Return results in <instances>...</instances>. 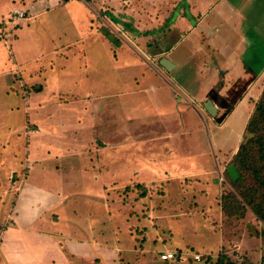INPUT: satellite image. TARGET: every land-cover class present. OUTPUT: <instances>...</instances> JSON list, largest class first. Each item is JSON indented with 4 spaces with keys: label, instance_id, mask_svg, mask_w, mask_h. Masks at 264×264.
<instances>
[{
    "label": "crops",
    "instance_id": "0c3cea01",
    "mask_svg": "<svg viewBox=\"0 0 264 264\" xmlns=\"http://www.w3.org/2000/svg\"><path fill=\"white\" fill-rule=\"evenodd\" d=\"M17 1H20L18 7L15 6L14 0H0L9 7V9L4 7L0 16L2 12L6 14L7 10L12 13L27 9L30 10V19H36L42 15L67 10L74 22L80 20L83 23L78 29H75V26L63 30L48 29L47 31L57 33L50 32L51 37L45 42L47 52L41 51L34 62L40 69L47 67L43 69L47 72L41 73L38 70L40 79L38 81L46 83L44 88L46 97L49 91L50 94L54 91L61 94L63 82L72 84L71 88L68 87L66 90L69 96L67 104L70 105L68 111L71 114V123L69 121L68 124L70 129L88 130L91 127L95 130L96 127L93 125L99 116L104 115L106 109L103 105L108 106L106 104L108 100L114 101L111 104L112 114L113 111L118 114L114 116L113 121V131L118 142H113L114 139L107 138L106 133L102 132L93 133L89 140L79 141L77 138L76 141L73 138L70 140L75 146L87 147L86 152L90 151L89 148L95 147V144L99 148L91 149L95 154H86V167L78 169L81 173H88L91 169V176L88 179L93 180V186L90 184L87 190L80 189L83 193L76 196L80 199L86 198L93 206H98V201H104L105 207L114 206L109 204L111 200L107 199L108 194L105 190L111 186L119 187L120 184L117 186L115 182L121 179V166L115 162L121 160V148L132 147L133 152L129 156L132 168L135 169L133 178L127 177L128 172H125L123 179L131 181L144 179L143 183L146 186H153L155 183L156 186L163 185L161 187L164 190L158 197L150 194L144 200H137L142 206H139L142 211L144 205L147 206L145 215L149 222H146V225H137L135 222L134 226H128L130 229L135 227L142 233L148 229V234L144 238L147 246H150L155 238L160 237L159 240L163 243L159 253L178 254V258L171 261L157 259V264L200 263L196 260L195 263H190L187 252L180 251L189 248L195 250L194 246L184 245L188 242L187 235L201 236H197V230L193 229L195 222H191L189 228H183L184 222H166L164 226L161 222H155V226L152 225L155 219H169L167 210L174 207L172 204H176V209L181 210L179 204L186 202L187 199L191 203L195 195L200 206L203 202L209 207V213L217 214L219 190L212 181L216 179L215 170L221 172V164L218 166L217 159L211 157V146L204 136L201 116L210 115L205 108L207 101L215 104L218 112L216 116L220 114V110L225 109L230 113L228 119L232 118L236 111L238 113L247 111L245 110L247 95H243L237 85L253 84L264 77V65L259 72L249 69L257 66L256 61L262 57L260 53L264 52V0ZM43 1L50 4L36 9L35 4ZM26 2L29 3L26 5ZM90 13L96 15L99 24L89 15ZM55 18L61 22L58 17ZM103 27L116 37L119 42L117 46L102 32ZM36 40V38L33 40L31 50L36 49L38 45L43 47ZM44 59H47V62H43ZM162 59L168 60V67L170 64L171 66L165 67ZM74 62L79 65L78 70H72L69 65ZM43 63L46 65H42ZM55 65H63L64 71L61 75L53 69ZM106 66L111 70L110 78L105 73L109 70H105ZM49 67L52 70L48 69ZM9 71L10 69L0 71V79H5ZM36 73L37 71L32 72L28 78L30 82L35 81ZM49 84H54L56 88L53 89ZM123 97L128 98L127 102L133 98L134 100L126 106L122 101ZM231 100L236 101L228 106L227 101ZM210 116V119L208 117L207 119L216 129L217 125L213 122L215 116ZM123 136L125 138L122 139ZM221 154L224 156L221 158L222 164L229 161L223 151ZM37 161L41 160L36 158L27 160L31 172L28 170L26 177L34 175L33 167ZM89 161L92 164L96 163L97 168L95 169L94 165H90L93 167L90 168ZM33 163L36 164L33 166ZM110 163L115 167L113 168ZM125 170H129L128 164L125 165ZM74 171L77 169L73 167L71 172ZM117 172L118 178L115 176ZM108 178L113 181H108L107 185L99 182ZM67 185L63 183V189L70 192L71 189ZM101 189L104 190L100 192ZM37 193L35 187V194ZM205 193L207 196H202ZM73 196L70 197L73 199ZM55 197L54 203H59L56 206L68 204L72 200L69 198L63 203L59 201L63 193H58ZM165 205L168 209L161 212ZM158 209L162 214H166L165 217L162 216L164 219L150 218L156 216ZM51 212L46 211L48 219L52 225L59 222L58 230L54 234L41 231L35 236L40 241H33L36 251H32L31 261L26 258L25 264H118L115 259L121 258L123 253L119 252L120 249L122 252L136 250L137 237L134 238L128 232L129 227L124 225L121 228L119 225V228L115 229L108 225L112 217L116 219L118 217L114 214L111 216L110 209L104 211V218H95V211L91 210L86 212V216L77 214L74 216L68 208L69 215L60 217L59 220L54 219ZM83 220L84 224L77 231L71 232L70 236L67 230L64 231L67 227L63 222H71L70 224L74 225L77 224L74 222ZM33 225L36 226V222H32ZM208 231L207 236L203 238L209 239L212 235L214 239L215 232ZM124 233L128 234V243L123 236ZM105 234L108 236L105 237ZM222 235L221 243L225 237ZM175 236H184V239L176 241ZM167 237L169 242L166 244ZM17 240L22 243L20 238ZM3 244L4 240L0 244L2 259L6 264H11ZM140 244L142 243L138 245ZM210 246V243L206 245L207 252L212 250ZM142 248L143 251H149L147 250L149 247L144 243ZM19 250H24L23 245ZM145 253L150 260L156 255L153 250L151 253L150 251Z\"/></svg>",
    "mask_w": 264,
    "mask_h": 264
},
{
    "label": "rangeland",
    "instance_id": "374dc122",
    "mask_svg": "<svg viewBox=\"0 0 264 264\" xmlns=\"http://www.w3.org/2000/svg\"><path fill=\"white\" fill-rule=\"evenodd\" d=\"M28 3L26 2V5ZM48 3L50 4V2L45 1L38 2L35 4V7L39 10L41 7L48 6ZM14 4L18 7L20 1L14 0ZM4 7L9 9L7 3L3 4L0 2V12ZM15 12L10 13L7 10L6 14L2 12L0 16V71L10 69L7 77L0 79V244L4 240L3 249L7 252L11 264H14V262L25 264L27 262L26 258H29L31 261L33 259L32 251H36L33 241H40L35 236L41 231H48L54 234L58 230L57 225L59 222H56L57 225H52L46 211H52L50 214H53L54 219L61 220L60 217L69 215L68 208L74 216L76 214L86 216L88 210L95 211V218H104V211L110 209L112 212L110 213L111 216L112 214L115 217L118 216L117 219L112 217V221L108 224L110 227H114L115 229L119 228V225L121 228L124 225L129 227L134 226L135 222L137 225L145 224L149 222L145 215L147 206L144 205L142 211L139 208L141 204L137 200H144L150 194L158 197L164 188L161 187L163 185L156 186L155 183L153 186L148 187L143 183L144 179L132 180L134 182L123 179L125 172H128L126 174L127 177L133 178L135 170L132 168L133 164L129 156L133 152V148L128 146V148L120 149L121 160L120 162H115L116 165L120 164L121 166V179L115 182L117 186L120 184L119 187L111 186L105 190L108 194L107 199L111 200L109 204H114V206H111V208L109 206L105 207L104 201H98V206H93L86 198L80 199V197L76 196L83 193L80 189L87 190L90 184L93 186V180L88 179L91 176V169L88 173H81V170L87 165L86 154L90 153V155H94L95 153L91 149L96 150L99 148L95 144V147L89 148L91 152H86L87 147L75 146L70 140L72 138L75 141L76 138L80 139L79 141L89 140L92 138L93 133L102 132L106 133L107 138L114 139L113 142H118V139L115 137V131H113L114 116L118 114L114 111L113 114L111 112V104L114 101L108 100L106 101L108 106L103 105L106 111L94 123L93 127H96L95 130L91 129V127L88 130L70 129V125L68 124L71 114L68 111L70 105L67 104L69 96L66 94V90L68 87L70 89L72 84L63 82L61 84V94L58 91L50 94L49 91L48 97H46L44 95L46 83L38 81V73L39 71L41 73L47 72L43 70L47 69V67L44 66L40 69L34 62L41 51L45 50L47 52L48 49L45 48V42L51 37L50 32L57 33L47 31L48 29L63 30L68 27L72 28L73 26H75V29H78L83 26V23L80 20L74 22L67 10L66 12L65 10L56 11L49 13L47 16L42 15L36 19H30V10L20 9V12L25 13V20L23 22L17 21L19 25L16 26L12 23ZM70 13L73 12L70 11ZM89 15L96 19V23H100L96 15L93 13ZM55 17H58L61 22L57 21ZM57 23L59 24L57 25ZM25 26L28 27L25 28ZM103 28L102 32L107 33L108 29ZM74 36L78 37L77 35ZM35 38L37 39V43L43 47L36 45L37 48L34 51L31 48ZM260 55L262 57L259 58V61H256L257 66L255 65L249 69H254V71L258 72L263 69L264 52L260 53ZM47 59H44L43 62H47ZM42 65H46V63ZM69 65L72 70L79 69V65L75 62ZM48 69L52 70L51 67ZM53 69H56L55 71L60 75L64 71L63 65H55ZM105 70H108L105 73L110 78V68L106 66ZM34 71H37V77L34 78L35 81L30 82L28 78ZM50 85H52L53 89L56 88L54 84ZM5 86L7 87L5 88ZM237 88L239 91H242L243 95H247L245 98L246 112L240 113L239 111L238 113L236 111L232 114V118L228 119L230 113L227 109L224 111L220 110V114L213 117V122L217 125L216 129L213 127L214 124H211L207 119L210 115H206L207 117L205 115L201 116L203 118L201 122L204 125V136L211 146V157L213 156V158L217 159L218 166L221 164V172L219 173L218 169H216L214 173L216 179L212 181L219 190L217 214L215 212L209 213V207L200 201L201 207L198 204L197 195H195L191 203L187 199L186 202L183 201L182 204H179L181 210L176 209V204H172L174 207L169 210H167L168 207L165 205V209L160 211L167 210L168 220L163 218L166 214L164 215L159 212V209L156 216L150 217L155 219V217H162L164 215L162 217L164 220L155 219L152 226H155V222H161L163 226L166 225V222H184L183 228H189V224L195 222L193 224L196 225L193 229L194 231L197 230V236H201L188 237L187 235L188 242L184 244L194 246L195 250L192 248L180 250L185 253L187 252L190 263H195V256L199 255L201 261L197 264H219L222 258H224L223 262L229 260L236 264H264V219L253 211L246 197V194H250L248 188L258 185L254 178L255 175L252 173V170L256 168L254 166L256 160H249L247 164L248 169L247 171L245 170L247 172L245 182L233 180L227 173V169L230 166H234L233 164L237 161L236 156L240 154V148L250 144L256 137L260 138L259 134L261 133V141L255 148L256 150H260L262 155L264 154V139H262V137L264 138V126L255 125V129L251 127L252 120L256 118V115L264 113V77L253 84H238ZM51 95L52 97H50ZM127 100L128 98H122L126 106L130 102H133L134 98L128 102ZM34 101H36L35 104ZM235 101H227V105H233ZM102 102L100 105H102ZM67 126L68 128H66ZM123 138L125 137L123 136ZM220 149H222L223 154L229 160L224 164L221 163V158L224 156L221 154L222 151ZM254 156L257 157V154ZM29 157L36 158V160L40 159L41 161H37V164L33 163V166L36 164L33 167L35 173L31 177H26L27 171L30 170L27 162L30 159ZM111 164L114 168L115 165ZM126 164H128L129 170H125ZM90 165L96 166L95 169L97 168L96 163L92 164L89 161L88 166ZM73 167L77 171L71 172ZM90 168L93 167L90 166ZM258 171L264 174V168H259ZM117 175L118 172L115 173L116 177ZM126 176L124 178H127ZM108 181L113 180L110 178L99 180V182H104L105 185H107ZM235 181L238 183H235ZM63 183L68 184L67 187L71 189L70 192L67 189H63ZM109 185H112V183ZM35 187L38 190L37 194H35ZM103 190L101 189L100 192ZM58 193H63V197L59 198V201L62 203L66 202L69 198L72 199L73 195L75 196H73L70 203L56 206L59 203L55 204L53 198H56L55 195ZM68 193L74 194L68 195ZM101 196L103 197L102 193ZM202 196H207V194L205 193ZM223 205L227 207V213L223 211ZM220 209L223 213L222 216ZM137 217L140 219H137ZM84 221L74 222L77 223L74 225H71V222H63L67 227V229L64 228V231L66 232L67 230L70 236V233L74 232V230L77 231L84 224ZM32 222H36V226H32ZM32 227L36 230H33ZM132 228L130 229L129 227L127 229L134 238L135 236L137 237L136 250L122 252L120 249L119 252L123 254L120 259H115L116 262L118 264H157V259L162 260V253H159V249L163 242L159 240L160 237L159 239L155 238L150 243V246H147L144 238L148 234V229H145L142 233L140 230H136L135 227ZM208 230L215 232L216 237L214 239L212 235H210L209 239L203 238L209 233ZM104 232L106 231L104 230ZM222 234L225 236L223 243H221ZM107 236L108 234H105V237ZM123 236L128 243V234L124 233ZM162 237L164 238V236ZM183 237L175 236L176 241L184 239ZM18 238H20L21 244L17 240ZM140 242L149 247L147 250L150 253L153 250L156 254L152 257V260L147 259L145 256L147 253L145 252L149 251H143L142 244L138 245ZM165 242L166 244L169 242L168 237ZM209 243L212 250L210 249L211 251L207 252L206 245ZM22 245L24 250H19V247H22ZM126 245L128 246V244ZM23 253H25L24 257ZM154 257L156 259H153ZM100 261L101 258H99ZM0 264H6V261L2 259L1 252Z\"/></svg>",
    "mask_w": 264,
    "mask_h": 264
},
{
    "label": "trees",
    "instance_id": "16d2710c",
    "mask_svg": "<svg viewBox=\"0 0 264 264\" xmlns=\"http://www.w3.org/2000/svg\"><path fill=\"white\" fill-rule=\"evenodd\" d=\"M106 35V37L114 44V45H118L119 42L118 40L112 35V33L108 30L107 33H104ZM114 37V38H113ZM257 125H263L264 126V113L260 114V115H256V118L254 120H252V124L251 127L255 129V127ZM264 132V131H263ZM261 133V132H260ZM260 138L256 137V139H253L251 141L250 144L248 145H244L240 148V154L238 156H236L237 161L235 162V164H233L238 172H239V179H237V181L239 182H245V177H246V171L248 169V162L250 159H255L256 161L254 162V166H256V168L254 170H252V173L255 175L254 178L256 180V182L258 183V185L256 186H251V188H248V192L250 194H246V197L249 200L250 205L253 208V211L255 213H257L258 215L261 216L262 219H264V174L260 173L258 171L259 168H264V154L262 155V152L260 150H256V146L257 144L261 141V134ZM262 139H264L262 137ZM257 154V157H255L254 155ZM258 164V165H256ZM246 170V171H245ZM228 173V172H227ZM229 175V173H228ZM261 175V177H260ZM230 176V175H229ZM231 177V176H230ZM235 181V183H238ZM223 211L227 213V207H225V205H223ZM229 214V213H228ZM178 258V256H177ZM223 259L221 260V262L219 264H236L232 261H224Z\"/></svg>",
    "mask_w": 264,
    "mask_h": 264
},
{
    "label": "water",
    "instance_id": "95a60500",
    "mask_svg": "<svg viewBox=\"0 0 264 264\" xmlns=\"http://www.w3.org/2000/svg\"><path fill=\"white\" fill-rule=\"evenodd\" d=\"M162 64L169 68L171 66L168 67V64H169V61L166 60V59H162ZM205 108L206 110L208 111V113L212 116H216L217 115V108L215 106V104L212 102V101H207L205 103ZM227 172L229 173V175L231 176V178L233 180H237L239 178V172L237 170V168L235 166H230L228 169H227Z\"/></svg>",
    "mask_w": 264,
    "mask_h": 264
},
{
    "label": "built area",
    "instance_id": "2783aa9c",
    "mask_svg": "<svg viewBox=\"0 0 264 264\" xmlns=\"http://www.w3.org/2000/svg\"><path fill=\"white\" fill-rule=\"evenodd\" d=\"M25 13L24 12H20V11H16L15 12V17L13 19V24H15L16 26L19 25V23L17 21H21L23 22L25 19ZM178 254L174 253V252H165L161 254V259L163 261H171V260H175L177 259ZM195 260L200 262L201 261V257L199 255L195 256Z\"/></svg>",
    "mask_w": 264,
    "mask_h": 264
}]
</instances>
